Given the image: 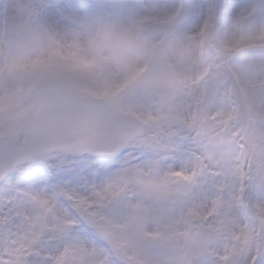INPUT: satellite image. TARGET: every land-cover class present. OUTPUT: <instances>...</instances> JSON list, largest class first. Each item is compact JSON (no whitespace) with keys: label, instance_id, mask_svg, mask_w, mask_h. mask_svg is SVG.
<instances>
[{"label":"rangeland","instance_id":"obj_1","mask_svg":"<svg viewBox=\"0 0 264 264\" xmlns=\"http://www.w3.org/2000/svg\"><path fill=\"white\" fill-rule=\"evenodd\" d=\"M28 2L0 0V140L12 136L20 144L24 143L27 122L16 114L30 108L32 61L47 44L30 24L23 8ZM160 2L180 4L177 0ZM196 2L206 5L210 0ZM203 18L202 10L193 24L186 25L159 9L143 18L108 25L96 50L97 62L90 57L79 62L82 71L93 74L82 96L91 98L92 93L110 90L119 100L121 118H136L145 125L141 138L126 142L127 151L116 159L114 167L102 165L98 194L90 190V179H84V188L78 185L75 194H64L75 211H87L91 225L86 227L91 235L86 238L109 248L115 264H214L221 259L227 264L226 250L244 244L254 231L252 224L257 226L256 232L264 226V199L256 202L255 196L260 182L258 162L264 160V38L259 24L241 37L232 28L202 29ZM142 23H147L146 30ZM151 27L162 29L149 31ZM157 47L182 85L181 92L164 103L142 82V66ZM221 50L235 58L231 70L248 114L245 122L230 99ZM49 158L55 167L71 166L86 172L94 159L67 151ZM31 163L18 167L19 172ZM180 178L191 182L189 197L168 205L167 198L178 191L175 183ZM117 180L119 184L128 181V186L120 188L132 192V204L142 216L131 230L119 204L122 198L117 201L119 193L113 187ZM162 181L169 182L173 190L159 195L165 208L156 210L153 190ZM249 191L253 204L247 210ZM50 207L60 209L51 202L46 209ZM40 211L37 206L36 212ZM100 227L106 228L108 239L100 235ZM190 227H201L207 236L217 238L209 257L186 240ZM170 243L178 255L176 261L159 250Z\"/></svg>","mask_w":264,"mask_h":264},{"label":"snow or ice","instance_id":"obj_2","mask_svg":"<svg viewBox=\"0 0 264 264\" xmlns=\"http://www.w3.org/2000/svg\"><path fill=\"white\" fill-rule=\"evenodd\" d=\"M23 8L47 44L31 65L38 116L28 137L23 144L12 136L0 142L4 161L0 169V264H115L109 248L85 239L91 235L86 227L88 213L75 211L73 205L64 202V194H75L77 186L90 176L75 167H55L48 155L51 131L60 121L74 117L76 107L84 102V86L93 74L82 71L79 62L89 57L97 62L96 50L107 35L108 25L143 18L159 9L186 25L193 24L203 10L202 29L232 28L241 37L259 24V34L264 38V0H210L206 5L190 0L187 5L181 2L176 6L160 0H29ZM90 95L103 103L81 118L82 122L93 138L115 150L105 155L121 159L127 148L119 100L110 90ZM25 153L33 162L20 173L11 162ZM258 164L256 202L264 199V160ZM97 190L94 186L93 191ZM37 198L62 207L64 214L46 227V209L42 206L36 213ZM247 203L250 210L251 195ZM252 227L254 231L244 244L226 250L227 264H264V226L258 232L255 224ZM53 244L63 245L55 255L50 250Z\"/></svg>","mask_w":264,"mask_h":264},{"label":"bare ground","instance_id":"obj_3","mask_svg":"<svg viewBox=\"0 0 264 264\" xmlns=\"http://www.w3.org/2000/svg\"><path fill=\"white\" fill-rule=\"evenodd\" d=\"M1 8V6H0ZM145 24H141V26H143ZM137 28V26H136ZM154 28V29H153ZM162 28H159V27H151L149 28V31H154V32H159L161 31ZM146 30V29H145ZM19 115V118L24 122V124L27 122L28 118L31 116V109L30 108H27V109H24L23 111H18V113L16 114V116ZM20 125H17L16 127V131L18 130V127ZM150 133V131L148 132ZM126 148H128V144H126ZM110 160H93V165L87 169V172L90 176V180H89V183L91 182L92 185L90 184L89 185V188L90 190L93 191V187L94 186H97L98 188V185L99 183L101 182V184L103 183L101 177H100V171L103 169L102 168V165L105 164L107 165V168H112L113 167V163H115L116 159H113V158H109ZM99 161V163H98ZM127 179L131 182L133 181V178L129 177L127 175ZM98 182V183H97ZM128 181H122L120 182L119 184V181L117 180V185H113L114 188H117V190L115 192H118L119 193V199L117 201H119L121 198V200L119 201V204L121 205L122 208V211L125 213V220L128 222V228L131 230L133 229V225L137 224L138 222L141 221L142 219V216L141 214L138 213V211L135 210L134 206H133V198H132V192L128 191V190H124L122 188H120V185L121 186H128ZM136 184V183H135ZM108 186L110 187L111 185L108 184ZM83 187L84 188V185L80 184V187L79 189ZM102 187V185H101ZM112 187V186H111ZM172 188L170 187L169 185V182L167 181H162L160 183H156L155 184V187H154V190H153V194H154V202H153V207L156 208V210H161V209H164V205L162 204V202L160 201L159 199V195H166V194H169L172 192ZM98 194V190L97 191H93L94 194ZM124 193H128V194H124ZM50 203L49 201H44L42 200V198H37L34 202L35 204V208L37 206H39L40 208H42V205L43 204H46L43 206V208H47V204ZM181 205V204H179ZM52 206V204H51ZM52 208V209H51ZM54 208L53 207H50L49 209H46V216L49 220V225H46L47 226H50V224L55 221V220H58L63 214H64V209L62 207H60V209L58 208L57 210H53ZM37 214H39L38 212H36ZM147 238H148V235H147ZM87 239V238H85ZM88 243L91 244L92 242L87 239ZM57 245L56 244H53L52 247H51V251L52 253L55 255L57 253V249H56ZM162 253V255H166L165 258L169 259V260H173V261H176L177 260V257L178 255L176 254L175 252V248L171 246V243L170 244H167V246H164V247H160L159 249ZM182 254V253H179V255ZM171 256V257H170ZM170 257V258H169Z\"/></svg>","mask_w":264,"mask_h":264},{"label":"water","instance_id":"obj_4","mask_svg":"<svg viewBox=\"0 0 264 264\" xmlns=\"http://www.w3.org/2000/svg\"><path fill=\"white\" fill-rule=\"evenodd\" d=\"M230 61V58H226V64H225V70L228 72V75L230 76L231 80L233 81L232 75L228 68V63ZM149 86L152 87L154 92L160 96L162 100H165L166 98L172 96L179 90V85H176L171 78V76L168 74L167 70L162 64L161 59V53L159 51L156 52L155 58L153 60L152 68L149 70L147 74V81ZM234 84V81H233ZM235 95L237 96V92L235 90ZM239 101V100H238ZM240 103V101H239ZM99 106L94 105L91 103L89 106L81 108L82 114L84 117L87 116L88 113L94 111ZM61 126H65L66 123L64 121H61ZM125 133H126V139L130 136H139V130L138 126L135 125V123L125 121L122 124ZM49 150H52V146L49 145ZM114 149L108 147L106 144L103 148V154L113 152ZM29 154V153H28ZM12 166V165H11ZM181 185V192L180 195L182 197L188 196V183L183 181L180 182ZM175 198V199H174ZM170 199V203L173 204L177 201L176 197ZM102 233L106 235V231L104 229H101ZM188 238L192 242H196L199 248L201 249L202 253L207 256L209 248L215 243V238L211 237L210 239L206 238L204 232L202 230H199L198 233H195V229L192 228L188 234Z\"/></svg>","mask_w":264,"mask_h":264}]
</instances>
